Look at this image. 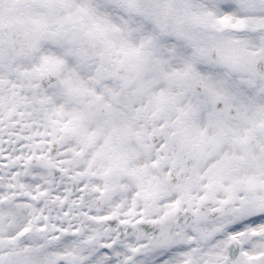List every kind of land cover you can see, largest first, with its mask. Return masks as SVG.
Returning <instances> with one entry per match:
<instances>
[{
  "label": "snow or ice",
  "instance_id": "1",
  "mask_svg": "<svg viewBox=\"0 0 264 264\" xmlns=\"http://www.w3.org/2000/svg\"><path fill=\"white\" fill-rule=\"evenodd\" d=\"M0 264H264V0H0Z\"/></svg>",
  "mask_w": 264,
  "mask_h": 264
}]
</instances>
